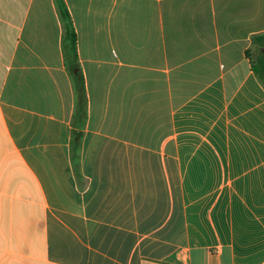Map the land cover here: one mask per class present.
Returning <instances> with one entry per match:
<instances>
[{
    "label": "crops",
    "instance_id": "1",
    "mask_svg": "<svg viewBox=\"0 0 264 264\" xmlns=\"http://www.w3.org/2000/svg\"><path fill=\"white\" fill-rule=\"evenodd\" d=\"M63 2L85 187L55 0H0V264H264V0Z\"/></svg>",
    "mask_w": 264,
    "mask_h": 264
},
{
    "label": "trees",
    "instance_id": "2",
    "mask_svg": "<svg viewBox=\"0 0 264 264\" xmlns=\"http://www.w3.org/2000/svg\"><path fill=\"white\" fill-rule=\"evenodd\" d=\"M55 3L62 26L61 48L64 57V65L71 79L74 93L70 157L74 176L77 180L79 188L82 189L85 187V184H83V177L79 168V155L83 137L82 129L84 128L86 120L87 101L85 86L78 64L76 34L70 14L63 0H55ZM252 41L258 50L256 63L252 64V69L264 86V52H260V48L264 47V34L252 37Z\"/></svg>",
    "mask_w": 264,
    "mask_h": 264
},
{
    "label": "rangeland",
    "instance_id": "3",
    "mask_svg": "<svg viewBox=\"0 0 264 264\" xmlns=\"http://www.w3.org/2000/svg\"><path fill=\"white\" fill-rule=\"evenodd\" d=\"M253 52H254V55H255L256 54V49H254Z\"/></svg>",
    "mask_w": 264,
    "mask_h": 264
},
{
    "label": "water",
    "instance_id": "4",
    "mask_svg": "<svg viewBox=\"0 0 264 264\" xmlns=\"http://www.w3.org/2000/svg\"><path fill=\"white\" fill-rule=\"evenodd\" d=\"M261 50L264 51V48H262Z\"/></svg>",
    "mask_w": 264,
    "mask_h": 264
}]
</instances>
